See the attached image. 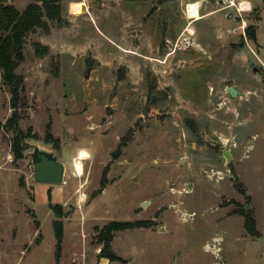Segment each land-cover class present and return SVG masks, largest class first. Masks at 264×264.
Returning a JSON list of instances; mask_svg holds the SVG:
<instances>
[{
    "label": "rangeland",
    "instance_id": "374dc122",
    "mask_svg": "<svg viewBox=\"0 0 264 264\" xmlns=\"http://www.w3.org/2000/svg\"><path fill=\"white\" fill-rule=\"evenodd\" d=\"M219 1L63 0L27 39L17 109L0 69V264H94L113 222L115 264H264V0ZM34 146L62 184L34 180Z\"/></svg>",
    "mask_w": 264,
    "mask_h": 264
},
{
    "label": "trees",
    "instance_id": "16d2710c",
    "mask_svg": "<svg viewBox=\"0 0 264 264\" xmlns=\"http://www.w3.org/2000/svg\"><path fill=\"white\" fill-rule=\"evenodd\" d=\"M11 1L13 0H0V69L3 72L4 84L12 93V106L14 109H17L20 102V91L24 87V77L18 74L16 69L24 60V49L27 39L29 35L36 33L38 30L50 32L52 23L63 22L61 5L63 0H35L29 3L23 10H20ZM161 1L167 3L172 0ZM34 46L37 56H43L48 53V46L40 42H35ZM16 124L17 122L13 123V125ZM24 143L21 132H18L13 142L15 157L22 155V150L25 148ZM248 200L250 202V198ZM240 213L245 219V227L248 233L253 236L259 235L254 209L250 207L240 211ZM129 226V223L113 222L102 229L100 238L103 241L104 247L101 257H106L110 261L120 259L108 248L109 239H111L110 230L115 231ZM55 228L59 243L56 255L58 262L63 228L60 223L58 225L55 224Z\"/></svg>",
    "mask_w": 264,
    "mask_h": 264
},
{
    "label": "water",
    "instance_id": "95a60500",
    "mask_svg": "<svg viewBox=\"0 0 264 264\" xmlns=\"http://www.w3.org/2000/svg\"><path fill=\"white\" fill-rule=\"evenodd\" d=\"M219 4L223 6L225 4L224 0H220ZM155 7L157 8V5ZM230 16L231 14L228 15V17ZM257 71L258 68L254 67V72ZM228 93L232 98L239 94L238 90L233 86L228 88ZM30 155L34 166V180L36 182L55 185H60L64 182L67 169L66 164L59 160L58 154L55 151L34 146ZM223 155L227 161L232 158L231 152L228 149L223 150Z\"/></svg>",
    "mask_w": 264,
    "mask_h": 264
},
{
    "label": "bare ground",
    "instance_id": "6f19581e",
    "mask_svg": "<svg viewBox=\"0 0 264 264\" xmlns=\"http://www.w3.org/2000/svg\"><path fill=\"white\" fill-rule=\"evenodd\" d=\"M244 5H246L244 8L248 9L249 6H248V3L247 2H243ZM199 6H200V3L199 2H191L189 8H188V11L189 12V15L190 17H194L196 18L197 20L201 18V16L199 15ZM189 32L193 33V30L190 29ZM89 155L87 153V151H85L84 149L80 151L78 157L76 158L79 159V160H84L85 158H87ZM86 199V195L85 194H82L81 195V200H85Z\"/></svg>",
    "mask_w": 264,
    "mask_h": 264
},
{
    "label": "crops",
    "instance_id": "0c3cea01",
    "mask_svg": "<svg viewBox=\"0 0 264 264\" xmlns=\"http://www.w3.org/2000/svg\"><path fill=\"white\" fill-rule=\"evenodd\" d=\"M190 2V1H188ZM191 3H188V5ZM200 7V6H199ZM42 190V189H41ZM42 191H40L41 194ZM39 200L43 201V195H39ZM21 262V257L19 258V260L17 261L16 264H20ZM94 264H115L114 262H111L109 259H107L106 257H99L95 260Z\"/></svg>",
    "mask_w": 264,
    "mask_h": 264
},
{
    "label": "built area",
    "instance_id": "2783aa9c",
    "mask_svg": "<svg viewBox=\"0 0 264 264\" xmlns=\"http://www.w3.org/2000/svg\"><path fill=\"white\" fill-rule=\"evenodd\" d=\"M225 2V1H224ZM226 6L225 7H235L238 11L242 10V9H246L244 8L246 5H244V3H237L235 1H230V2H225ZM224 4V5H225ZM190 4L188 5V8H189ZM250 7V5H249Z\"/></svg>",
    "mask_w": 264,
    "mask_h": 264
},
{
    "label": "flooded vegetation",
    "instance_id": "af4514ba",
    "mask_svg": "<svg viewBox=\"0 0 264 264\" xmlns=\"http://www.w3.org/2000/svg\"><path fill=\"white\" fill-rule=\"evenodd\" d=\"M229 15V14H228ZM232 15V14H231Z\"/></svg>",
    "mask_w": 264,
    "mask_h": 264
}]
</instances>
